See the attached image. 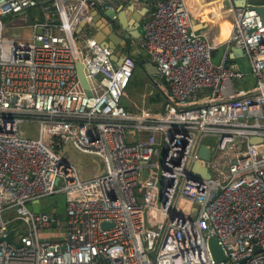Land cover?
<instances>
[{
    "label": "built area",
    "instance_id": "built-area-1",
    "mask_svg": "<svg viewBox=\"0 0 264 264\" xmlns=\"http://www.w3.org/2000/svg\"><path fill=\"white\" fill-rule=\"evenodd\" d=\"M117 1L0 0V237L14 230L17 243L0 242V264H264L261 16L232 5L215 62L217 46L192 28L185 0H152L137 44L165 79L164 109L129 113L122 98L137 68L132 51L116 63L82 34ZM31 8L41 14L33 43L5 37L1 19ZM231 45L247 55L250 89L236 88L245 74L229 64ZM26 122L36 135L25 134ZM205 136L216 138L208 159L199 156ZM68 146L94 155L96 172L83 178ZM198 161L209 177H188ZM57 194L63 211L42 209ZM36 202L39 212L29 207ZM209 236L224 261H214Z\"/></svg>",
    "mask_w": 264,
    "mask_h": 264
},
{
    "label": "crops",
    "instance_id": "crops-1",
    "mask_svg": "<svg viewBox=\"0 0 264 264\" xmlns=\"http://www.w3.org/2000/svg\"><path fill=\"white\" fill-rule=\"evenodd\" d=\"M151 1L152 0H149L146 6L137 4L134 5L132 3L122 2V0H118L115 4L114 9L116 11L115 21H113L112 19H108L104 15V13L109 10L95 12L94 24L92 26L93 30H96L94 38L108 47V49L112 52V59L116 63L121 62L124 53L127 51H132L133 56H142L145 61V65L150 63L148 55L145 53V51L139 49L137 40L142 36L143 28L141 23L143 14H145V8L150 5ZM235 1L236 0H185L191 18L192 28L197 32L204 33L207 36L208 40L212 44H215L217 46V48L213 51L212 56L213 61L215 62L220 59L223 50L227 47L226 42L229 39L233 26V15L231 13V7L232 5H235ZM247 3L249 5H264V0H247ZM33 10L35 11V13H38L37 9ZM112 23L114 24V31L118 35L123 36L127 33L131 34L129 42L125 46L118 45L115 49H113V43H120V40L116 39L113 35V32L111 31ZM106 42H108L111 47L106 44ZM229 47V64L234 69L239 70L245 74L244 81L242 83H238V81L235 84L236 88L241 90L252 88L254 85V79L250 74V66L247 55L238 45H231ZM144 71L148 76H150L146 68L144 69ZM159 80L162 81L160 78ZM156 84L159 89L160 85H158V82H156ZM161 92L162 91L158 93ZM162 98H164L165 102V96H160L158 94L155 104H160L163 108L164 102L162 106ZM123 106L126 108L124 104ZM141 110L144 109L142 108ZM155 113H158V109Z\"/></svg>",
    "mask_w": 264,
    "mask_h": 264
},
{
    "label": "rangeland",
    "instance_id": "rangeland-1",
    "mask_svg": "<svg viewBox=\"0 0 264 264\" xmlns=\"http://www.w3.org/2000/svg\"><path fill=\"white\" fill-rule=\"evenodd\" d=\"M33 9H37L38 13L37 12L35 13ZM40 17L41 14L38 8H31L27 10L25 13L16 16L14 15L6 16L1 19V22L4 26L3 35L8 38H14L17 43L30 45L33 43L32 26L36 20L40 19ZM95 33L96 30L94 31L93 27L90 26H86V28L82 31V34H84L86 38L94 37ZM156 82H158V85L162 87L161 81L159 80L156 74H154L153 76H148L143 68L137 67L135 69L133 77L131 81L128 83V86L125 90V94L123 97V104L128 109L127 110L128 112L131 111V113H136L143 108L150 112H156L158 109V113H160L164 109L163 106L164 98H162L163 101L161 102L163 108L161 107L160 104L159 105L155 104L156 98L158 97V92L161 91L160 87L158 89ZM21 128L25 130V134L36 135L37 125L34 123H30V122L23 123ZM65 152L68 153L70 160L77 166L83 178L92 175L91 167L97 162H99L94 155L79 152L69 146L65 148ZM63 198L64 196L62 194H57L44 198L41 202L42 209H47V207L45 206L46 204L53 206L56 201L63 200ZM64 208H65V203L63 209ZM6 215L7 213L4 214L5 217Z\"/></svg>",
    "mask_w": 264,
    "mask_h": 264
},
{
    "label": "water",
    "instance_id": "water-1",
    "mask_svg": "<svg viewBox=\"0 0 264 264\" xmlns=\"http://www.w3.org/2000/svg\"><path fill=\"white\" fill-rule=\"evenodd\" d=\"M247 3V0H236L235 1V5L237 6H243ZM250 7L254 8L259 15L261 16L263 22H264V5L262 4H257V5H250ZM147 8H145L146 10ZM116 14L115 10H109L107 12L104 13V15L108 18L111 19L113 15ZM111 31L113 32V35L116 39L120 40V43L114 42V48L115 49L118 45L121 46H125L128 42H129V38L131 36L130 33H127L123 36L118 35L115 31H114V24H111ZM96 39V38H95ZM106 44H108L110 47L111 45L106 42ZM145 68L147 70V72L150 74V76L158 73L157 68L154 64L152 63H148L145 65ZM76 71L78 72V76L81 80L82 85L85 87V89L87 90L88 95H90V91L88 89L89 87V82L87 80L86 74H85V70L83 67V64L81 62H79L76 65ZM163 81H165L164 78H162ZM216 144V138L212 137V136H205L202 139V146L199 150V156L205 159H208L210 157V152L211 149L208 147V145H215ZM98 166L97 164H94L91 167V174H93L96 170H97ZM210 174L207 170V168L205 166H203L200 161L196 162L193 166V169L188 173V177L189 178H200V177H209ZM31 209H33L35 212H39L41 205L39 202L33 203L29 206ZM103 227H107L108 224L107 223H102ZM13 234H14V230H11L8 232V234L5 237H0V242L1 241H8L10 243H13L15 245H17V243L15 242L14 238H13ZM208 244H209V248L210 251L212 253L213 259L216 263H219L221 261H224L226 259V253L224 251V249L222 248V246L219 244V241L217 239L216 236H209L208 238ZM261 250H257V252H260ZM242 264H244V260L242 261Z\"/></svg>",
    "mask_w": 264,
    "mask_h": 264
},
{
    "label": "trees",
    "instance_id": "trees-1",
    "mask_svg": "<svg viewBox=\"0 0 264 264\" xmlns=\"http://www.w3.org/2000/svg\"><path fill=\"white\" fill-rule=\"evenodd\" d=\"M137 62V67H141L143 69H145V61L143 59L142 56H133ZM160 96L163 95V93H158ZM47 207V209L50 207V208H53L52 210L53 211H58V212H61L63 211V206H64V198L63 200H60V201H56L52 207V205H49V204H46L45 205ZM49 208V209H50Z\"/></svg>",
    "mask_w": 264,
    "mask_h": 264
}]
</instances>
